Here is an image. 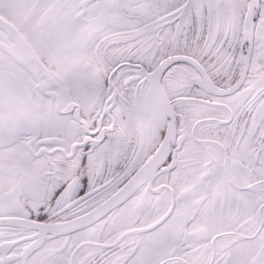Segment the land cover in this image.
Masks as SVG:
<instances>
[{
	"label": "snow or ice",
	"instance_id": "snow-or-ice-1",
	"mask_svg": "<svg viewBox=\"0 0 264 264\" xmlns=\"http://www.w3.org/2000/svg\"><path fill=\"white\" fill-rule=\"evenodd\" d=\"M0 264H264V0H0Z\"/></svg>",
	"mask_w": 264,
	"mask_h": 264
}]
</instances>
